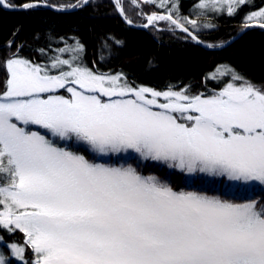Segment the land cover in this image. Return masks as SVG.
I'll return each instance as SVG.
<instances>
[{"label": "snow or ice", "instance_id": "snow-or-ice-1", "mask_svg": "<svg viewBox=\"0 0 264 264\" xmlns=\"http://www.w3.org/2000/svg\"><path fill=\"white\" fill-rule=\"evenodd\" d=\"M87 2L22 7L62 10ZM188 2L184 15L182 0H128L146 20L142 27L179 30L196 43L203 41L193 15L235 16L241 7H255L250 0ZM112 3L133 23L125 0ZM144 5L156 10L146 14ZM11 6L0 0V7ZM243 22L264 28V7ZM72 39L48 63L22 56L21 46L0 55V232L24 238L6 242L0 235V264H264V84L219 65L208 78L230 79L210 95L192 94L189 85L157 90L122 72L95 70L103 52L121 41L106 37L90 68L82 62L84 45ZM14 44L10 39L3 47ZM129 151L137 167L96 162ZM144 161L249 189L258 185L262 195L222 199L176 190L143 175Z\"/></svg>", "mask_w": 264, "mask_h": 264}, {"label": "trees", "instance_id": "trees-1", "mask_svg": "<svg viewBox=\"0 0 264 264\" xmlns=\"http://www.w3.org/2000/svg\"><path fill=\"white\" fill-rule=\"evenodd\" d=\"M11 7L22 6L25 3L45 2V0H8ZM53 6L74 5L78 0H47ZM264 3V0H250L255 7H241L235 16H228L226 11L219 14L208 12L202 16L193 15L201 27L197 30L199 38L205 44H221L237 34L243 27V17ZM125 14L135 25H143L146 21L139 15V9H133L125 0ZM188 0H182L181 12L188 15ZM68 8V7H65ZM146 14L156 9L144 5ZM214 24L215 28H204V24ZM160 28L167 27L160 22ZM19 29L16 36L13 32ZM38 37V38H37ZM51 37V39H50ZM60 37H67L66 41ZM73 37L84 45L82 62L88 67L98 59L94 53H99L106 37H114L121 41L119 45L111 44L103 52L105 60L99 61L96 69L100 72L127 75L129 81L135 84L147 85L157 90H164L169 84L184 87L190 86L192 94L203 92L211 94L228 82L230 77L220 80L209 79L208 74L219 65H227L255 84H264V30L250 28L232 43L220 50H208L187 37L179 30L157 31L153 27L137 28L127 25L115 10L112 0H89L78 9L68 12H57L45 7L33 9H5L0 7V55H7L21 46V55L35 62L48 63L54 58L57 49L65 43L74 44ZM12 39L15 44L11 49L3 47ZM45 49L41 56L37 49ZM4 78L0 69V79ZM59 94L68 95L65 91ZM65 142H60L63 146ZM83 154H90L83 147ZM96 162L119 165L131 163L138 166L135 153H120L115 156L99 157ZM138 170L143 175H155L162 182L170 184L176 190L200 191L207 195L219 196L222 199L247 198L254 191L262 195L260 187L255 189L236 185L223 177H210L204 173L189 175L177 169H170L166 164L154 161L139 163ZM6 242L19 241L23 243V234L16 232L8 235L0 232ZM6 256L8 250L2 249ZM29 252V256H30ZM13 264L15 261L13 260Z\"/></svg>", "mask_w": 264, "mask_h": 264}, {"label": "water", "instance_id": "water-1", "mask_svg": "<svg viewBox=\"0 0 264 264\" xmlns=\"http://www.w3.org/2000/svg\"><path fill=\"white\" fill-rule=\"evenodd\" d=\"M89 1V0H88ZM32 3H40V4H44V2H32ZM48 4V3H47ZM87 4V3H86ZM86 4H84L83 6H85ZM48 5H51V4H48ZM23 6V5H22ZM22 6H18V7H3V8H5V9H22L23 7ZM53 6V5H52ZM82 6V7H83ZM42 7H44V6H42ZM45 8H48V9H50V10H53V11H57V12H68V11H72V10H75V9H78V8H80V7H75V8H73V7H68V8H63L62 10H57V7H45ZM120 17H121V15H120ZM121 19H123L122 17H121ZM123 21L125 22V20L123 19ZM126 23V22H125ZM127 25H129V26H131V27H137V28H144V27H142V25H135V24H133V23H131V24H128V23H126ZM250 28H260V29H263L264 30V28H261V27H259L258 25H253V26H250V27H243L237 34H235L234 36H232V37H230L227 41H225V43H223V46L222 47H213V48H208V47H206V45L207 44H205V43H196L197 45H199V46H201V47H203V48H205V49H208V50H213V51H215V50H220V49H222V48H224V47H226L227 45H229L230 43H232L235 39H237L239 36H241L246 30H248V29H250Z\"/></svg>", "mask_w": 264, "mask_h": 264}, {"label": "rangeland", "instance_id": "rangeland-1", "mask_svg": "<svg viewBox=\"0 0 264 264\" xmlns=\"http://www.w3.org/2000/svg\"><path fill=\"white\" fill-rule=\"evenodd\" d=\"M88 3V2H87ZM260 7H264V3L260 6ZM260 7H258L257 9H255V10H253V11H257ZM252 12V11H251ZM150 14V13H149ZM146 21V20H145ZM146 23V22H145ZM144 23V24H145ZM59 54V53H58ZM57 54V55H58ZM61 58H68V56H67V54H64V55H62V57ZM216 69H217V67L212 71V72H210V73H213V72H215L216 71ZM209 73V74H210ZM209 74H208V76H209ZM189 175H192L193 173H188Z\"/></svg>", "mask_w": 264, "mask_h": 264}]
</instances>
